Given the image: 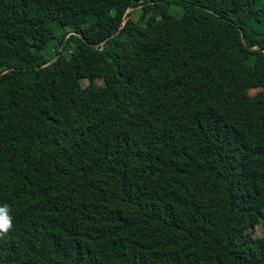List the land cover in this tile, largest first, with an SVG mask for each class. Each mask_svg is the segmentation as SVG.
<instances>
[{
  "label": "trees",
  "instance_id": "trees-1",
  "mask_svg": "<svg viewBox=\"0 0 264 264\" xmlns=\"http://www.w3.org/2000/svg\"><path fill=\"white\" fill-rule=\"evenodd\" d=\"M252 88L264 0H0V264H264Z\"/></svg>",
  "mask_w": 264,
  "mask_h": 264
},
{
  "label": "clouds",
  "instance_id": "clouds-1",
  "mask_svg": "<svg viewBox=\"0 0 264 264\" xmlns=\"http://www.w3.org/2000/svg\"><path fill=\"white\" fill-rule=\"evenodd\" d=\"M12 227L11 218L8 215V206L0 207V236H4Z\"/></svg>",
  "mask_w": 264,
  "mask_h": 264
},
{
  "label": "rangeland",
  "instance_id": "rangeland-1",
  "mask_svg": "<svg viewBox=\"0 0 264 264\" xmlns=\"http://www.w3.org/2000/svg\"><path fill=\"white\" fill-rule=\"evenodd\" d=\"M131 10V14H130V17H132L133 19H138V17H139V14H140V12H141V9H139V8H134V9H130ZM87 83H88V81L87 80H83V85H87ZM260 91H264V89L263 88H252L251 90H250V93L251 94H256V93H258V92H260ZM264 233H263V225L262 224H260V225H258L257 227H256V229L254 230V232H253V235H255V236H262Z\"/></svg>",
  "mask_w": 264,
  "mask_h": 264
},
{
  "label": "water",
  "instance_id": "water-1",
  "mask_svg": "<svg viewBox=\"0 0 264 264\" xmlns=\"http://www.w3.org/2000/svg\"><path fill=\"white\" fill-rule=\"evenodd\" d=\"M243 37H244V36H243ZM56 57H57V56H56ZM56 57H55V58H56Z\"/></svg>",
  "mask_w": 264,
  "mask_h": 264
}]
</instances>
